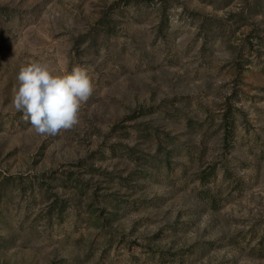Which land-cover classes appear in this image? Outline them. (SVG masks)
Masks as SVG:
<instances>
[{"label":"rangeland","instance_id":"374dc122","mask_svg":"<svg viewBox=\"0 0 264 264\" xmlns=\"http://www.w3.org/2000/svg\"><path fill=\"white\" fill-rule=\"evenodd\" d=\"M30 60L88 69L74 129ZM0 264H264V0H0Z\"/></svg>","mask_w":264,"mask_h":264},{"label":"clouds","instance_id":"9594fccd","mask_svg":"<svg viewBox=\"0 0 264 264\" xmlns=\"http://www.w3.org/2000/svg\"><path fill=\"white\" fill-rule=\"evenodd\" d=\"M12 105L38 135L57 136L80 122L81 108L94 92L87 68L54 73L48 64L30 60L16 76Z\"/></svg>","mask_w":264,"mask_h":264}]
</instances>
